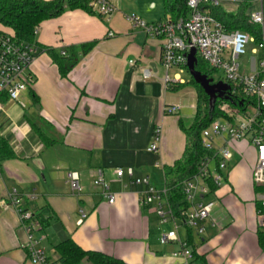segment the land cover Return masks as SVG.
Returning <instances> with one entry per match:
<instances>
[{
    "label": "crops",
    "instance_id": "0c3cea01",
    "mask_svg": "<svg viewBox=\"0 0 264 264\" xmlns=\"http://www.w3.org/2000/svg\"><path fill=\"white\" fill-rule=\"evenodd\" d=\"M109 1L116 9L109 19L78 10L43 22L34 35L39 52L30 69L33 84L18 102L0 92V136L15 155L0 168V264H34L19 214L6 205L14 191L25 210L34 215L45 210L51 217L49 226L34 235L50 262L58 260L55 246L72 239L85 251L102 252L126 264H187L173 256L187 242L186 224L175 219L160 225L154 206L143 204L145 180L165 191L166 167L184 154L183 119L163 115L166 105L185 109L179 103L183 97L165 88L160 39L133 29L126 19L136 15L150 24L160 22L164 3ZM218 2L217 8L226 14L252 18L260 13L264 19V0ZM93 42L97 46L79 55L74 70L62 77L48 50L70 56ZM248 49L251 63L264 57V51L253 53L255 44ZM191 107L196 111L197 105ZM34 126L54 143L46 145ZM156 127L162 130V145L159 152L150 153ZM217 140L219 149L222 141ZM230 147L232 160L223 185L200 198L213 207L204 233L193 229L189 249L194 264H264L258 241L264 187L253 182L256 153L248 141ZM118 169L124 171L122 178L115 175ZM100 170L116 195L114 205L93 187ZM70 172L81 177L80 195L67 183ZM80 211L87 214L82 225ZM176 228L181 242L162 245L161 234Z\"/></svg>",
    "mask_w": 264,
    "mask_h": 264
},
{
    "label": "built area",
    "instance_id": "2783aa9c",
    "mask_svg": "<svg viewBox=\"0 0 264 264\" xmlns=\"http://www.w3.org/2000/svg\"><path fill=\"white\" fill-rule=\"evenodd\" d=\"M238 1V0H235ZM204 3L218 6V0H189L188 7L191 11L188 19H180L176 22L163 19L157 23H147L136 15L127 16V22L135 30H141L148 35L160 39L162 44V65L166 71L164 85L166 90L185 85L186 81L181 74L188 70V55L196 50L197 59L207 63L214 71H222L225 75L224 81L229 90L220 108L229 119H218L203 131V145L214 155L203 161L199 167L198 174L189 182L185 183L184 192L187 202L191 205L190 210L184 213L185 224L194 229L198 234L204 233V222L208 219L212 204L200 201V198L210 193L208 180L221 187L224 183V172L232 160L230 144L248 141L256 153V162L253 170V182L256 186L264 187V57L256 59L251 63L248 73H243L241 58L247 54L251 44L256 45L253 53L264 51V40L256 43L255 39L244 32H229L224 25L214 16L202 10ZM93 10L104 19H109L115 12V7L109 0H94L91 4ZM252 21L264 27L262 14L252 16ZM109 36H113L111 33ZM39 48L37 45L19 41L13 34L0 29V92L5 94L9 101L18 102L21 95L33 84L31 66L35 61ZM65 55V53L63 54ZM176 70L171 78L170 71ZM148 78V75H146ZM213 79V78H210ZM214 80V79H213ZM214 83H218L215 82ZM249 104L246 105V102ZM253 102V103H252ZM250 109L255 115L249 114ZM182 111L179 104L166 105L163 108L164 116H175ZM220 139L222 146L215 147V140ZM162 145V130L156 127L153 141L148 152L157 153ZM130 174L131 171H130ZM118 178H122L124 171L118 169L115 172ZM67 183L75 195L83 191L81 177L77 172L67 174ZM147 191L143 204L154 206L160 225H166L175 220L165 199V191H159L151 186L149 179L145 180ZM94 189L100 190L103 198L110 205L116 203V195L112 194L110 187L105 181L103 172H97V179L93 184ZM35 200V197H31ZM260 205L264 208V191L260 194ZM22 199L14 191L8 197L6 205L16 209L21 224L28 234V255L34 264H59L50 262L44 249L39 248L40 241L34 238L36 232L41 230V224L36 215L22 207ZM87 218L84 211H80L79 225ZM259 224L264 229V211L259 214ZM181 242L177 228L173 231L161 234V244L167 245ZM182 250L174 253V258L182 257L187 264L193 263V255L186 243L182 242Z\"/></svg>",
    "mask_w": 264,
    "mask_h": 264
},
{
    "label": "trees",
    "instance_id": "16d2710c",
    "mask_svg": "<svg viewBox=\"0 0 264 264\" xmlns=\"http://www.w3.org/2000/svg\"><path fill=\"white\" fill-rule=\"evenodd\" d=\"M93 1L94 0H0V26L11 30L19 41L35 44V32L43 22L57 18L69 11L81 10L95 15L97 13L91 6ZM188 1L189 0H163L164 19L174 22L180 19H188L191 14ZM201 8L204 12L209 13L220 21L227 31H241L247 33L255 39L256 43H260L264 40V27L254 23L251 18L242 14H226L219 8L208 3H204ZM96 46V42L82 45L74 49L73 54L70 56L62 55L59 57V55H56L52 50H48V53L52 55L54 62L59 67L61 76L66 77L79 63V55L89 54ZM196 70L208 78H213V74L216 72L211 69L207 63L202 61L200 57H198ZM190 79L188 84L195 87L198 96L196 116L191 125H186L180 121V130L186 137L185 151L181 159L176 161L172 167H166L165 169L166 189L164 199L169 209L172 211L173 217L183 222H185L183 214L189 211L191 207L186 200L184 192L185 183L191 181L198 174L199 167L203 161L212 158L214 155L213 151L208 150L203 145L202 133L211 126L213 121L218 119H229L220 108L224 102L228 101L218 100L215 110L210 112L208 96L191 77ZM188 84L186 82L185 85L175 87L172 91H179ZM202 101L205 103L204 108L201 107ZM247 104H249V101L246 102V105ZM35 128L46 145L54 143V141L45 136L40 129L37 127ZM14 158V152L10 148L8 142L0 136V168L5 161ZM207 182L210 188V193L208 195L214 194L220 189L211 179ZM259 210L264 211V208L260 204ZM36 217L41 224L42 230H45L50 224L51 217L47 216L45 210H42ZM187 231L188 237L186 244L187 247L190 248V246H193L194 231L188 226ZM258 241L260 246L264 249V229H260L258 232ZM55 251L58 255L56 263L59 264H83L84 262L89 264H126L124 261L102 252L85 251L72 239H67L56 245ZM192 255L194 256L193 253Z\"/></svg>",
    "mask_w": 264,
    "mask_h": 264
},
{
    "label": "rangeland",
    "instance_id": "374dc122",
    "mask_svg": "<svg viewBox=\"0 0 264 264\" xmlns=\"http://www.w3.org/2000/svg\"><path fill=\"white\" fill-rule=\"evenodd\" d=\"M252 58H253V56L251 55L250 50L247 49V55L241 58V64L243 66L241 71L243 73L249 72V67L251 66V59ZM161 71H162L164 78H165V75H166L165 69L164 70L161 69ZM176 73H179V71H176V70L170 71L171 78ZM181 77L187 82V84L191 80L190 75L187 71L182 73ZM213 78H214L215 82L224 81L225 75L222 71H216L213 74ZM176 93H179L178 95L183 97V99L181 101H179V103L182 104L185 107V109H182V111L178 115L171 116V117H176L178 119L181 118V119H183V121L186 125H191L194 122V119L196 116V111L191 107V105H197L195 87L193 85L188 84ZM176 93H172V94H176ZM204 106H205V103L202 101L201 107L204 108ZM249 114L254 116L255 112L252 109H250ZM215 147L216 148L219 147V143H218L217 139L215 140ZM83 264H89V263L84 262Z\"/></svg>",
    "mask_w": 264,
    "mask_h": 264
},
{
    "label": "water",
    "instance_id": "95a60500",
    "mask_svg": "<svg viewBox=\"0 0 264 264\" xmlns=\"http://www.w3.org/2000/svg\"><path fill=\"white\" fill-rule=\"evenodd\" d=\"M197 64V52L196 50H192L188 55V73L194 82L200 86L204 93L208 96L210 112H213L218 100H228L225 97V94L229 90V86L223 82L214 83L213 79L202 75L196 70Z\"/></svg>",
    "mask_w": 264,
    "mask_h": 264
}]
</instances>
